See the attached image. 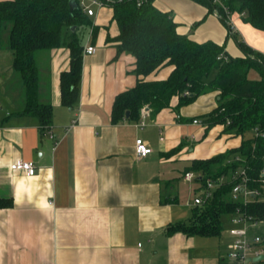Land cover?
I'll return each mask as SVG.
<instances>
[{"label":"crops","instance_id":"obj_1","mask_svg":"<svg viewBox=\"0 0 264 264\" xmlns=\"http://www.w3.org/2000/svg\"><path fill=\"white\" fill-rule=\"evenodd\" d=\"M154 3L171 11L177 31L195 41H214L234 57L244 55L240 42L264 54V30L248 22L244 13H232V30L200 1ZM92 7L89 24L77 29L82 74L73 107L62 103L61 93V74L71 62L67 45L42 58L40 96L52 104L51 126L42 130L37 118L17 115L25 104L21 83L0 96V200L12 203L0 207V264H219L227 251L202 253L195 250V235L168 227L188 221L176 208L187 167L194 159L238 147L242 137L226 133L223 124L208 127L204 122L203 115L219 105L217 90L179 110L174 98L159 111L143 108L137 119H114L116 96L139 79L136 58L118 53L116 42L108 40L119 34L113 8ZM86 44L96 52L86 54ZM1 51L3 87L18 74L11 50ZM170 72L168 66L146 78L164 79ZM249 77L261 75L252 69ZM138 138L152 148L149 155H137ZM18 159L34 162L36 173L11 169ZM188 204L193 209L194 199ZM228 222L230 234V216Z\"/></svg>","mask_w":264,"mask_h":264},{"label":"trees","instance_id":"obj_2","mask_svg":"<svg viewBox=\"0 0 264 264\" xmlns=\"http://www.w3.org/2000/svg\"><path fill=\"white\" fill-rule=\"evenodd\" d=\"M82 1L76 0L77 6L71 11L70 0H0V50L5 33L25 99L17 115L37 118L42 130L52 122V104L42 101L40 96L42 58L50 50L67 45L71 53L70 68L61 74L62 103L73 107L79 97L83 45L77 29L89 24ZM102 1L113 8V20L119 28V34L108 40L116 42L118 53L135 56V72L139 76L135 87L116 96L114 119L125 118L127 111L129 118L137 119L143 108L159 111L170 107L174 98L178 99L175 109L179 110L201 94L217 90L219 105L203 115L204 122L208 127L223 124L226 133L241 136L242 142L215 156L194 159L185 172H195V180L202 185L206 177L228 176L245 164L250 185L263 189L259 178L264 168V54L240 42L244 55L234 57L214 41H195L177 31L178 23L171 11L158 8L155 0ZM196 1L207 4L212 11L222 10L213 0ZM222 1L232 13H244L248 22L264 30V0ZM168 66L171 72L167 78H146ZM252 69L261 77L250 78ZM236 155L243 162L234 160ZM233 185L234 181L227 179L214 190L211 199L193 207L188 221L171 225L168 231L220 235L223 216H231L237 208L264 220V201L246 205L233 201ZM11 204L10 200H0V207ZM261 235L264 239V231Z\"/></svg>","mask_w":264,"mask_h":264},{"label":"built area","instance_id":"obj_3","mask_svg":"<svg viewBox=\"0 0 264 264\" xmlns=\"http://www.w3.org/2000/svg\"><path fill=\"white\" fill-rule=\"evenodd\" d=\"M213 1L219 3L222 7V10L219 8L214 9V15L226 20L231 26V29L235 30L236 26L230 9L222 0ZM92 5L101 7L106 4L102 0H91L90 4L82 1L83 9L88 15L94 14L95 9H93ZM96 50V47L91 44H86L84 47V52L86 54H93ZM193 122L201 124L198 119H194ZM144 124L145 122L141 120L140 125L143 126ZM136 152L139 157H145L152 152V148L149 147L142 138H138L136 140ZM234 160L243 162V158L240 155H236ZM228 162L230 163L231 160H228ZM10 168L13 170L24 171L29 176L36 173L34 162L23 159H18L11 163ZM247 169L248 167L245 164H240L228 176L221 175L218 178L206 177L204 184L199 187L200 193L194 198V204L201 205L211 199L214 190L220 187L227 179L234 181L230 193L233 201L243 203L244 205L253 201H264V168H262L259 178L263 189L250 185L251 179L248 175ZM196 175L197 174L193 171H187L184 174V180L192 181L196 178ZM230 222L232 223V226L230 227L229 232L234 239L229 245L225 257L219 264H258V262L253 261L252 258L264 253V239L259 232V229L264 227V220L248 215L245 211L237 208L236 212L231 214Z\"/></svg>","mask_w":264,"mask_h":264},{"label":"rangeland","instance_id":"obj_4","mask_svg":"<svg viewBox=\"0 0 264 264\" xmlns=\"http://www.w3.org/2000/svg\"><path fill=\"white\" fill-rule=\"evenodd\" d=\"M3 35H4L3 37L4 44L1 49L2 51H4L6 48L9 49L8 36L5 35V33ZM20 82L21 80H20L19 75H16L14 78H12L11 81H9V83H5L3 87L0 86V96H3L5 94V91L9 92L12 90V88L18 87ZM184 164L185 162L179 163L180 167L182 168ZM198 184L199 182H197L195 179L193 181H187V182L183 181V179L180 180V187L178 191L180 202L179 204L176 205V208L178 209L179 214L182 215V218L184 220H189L193 215L192 207L189 204L187 205V202L190 200H192L193 202L195 193H200L199 188L197 190L194 189L195 186L196 187L199 186ZM222 219L224 222V227L220 235H195L194 238H195L196 247H197L195 250L202 251V253L209 254V255L220 254V253H224L227 251L228 243H230L232 239L230 237V234L227 231L229 227V222H228L229 216L225 215L223 216ZM262 231H264V228L259 229L260 233Z\"/></svg>","mask_w":264,"mask_h":264},{"label":"water","instance_id":"obj_5","mask_svg":"<svg viewBox=\"0 0 264 264\" xmlns=\"http://www.w3.org/2000/svg\"><path fill=\"white\" fill-rule=\"evenodd\" d=\"M77 6V2L76 0H70V10L72 11L75 7ZM72 30H75V26H72ZM127 116L129 115V111H127ZM264 259V253L259 255V256H255L252 258L253 261L259 262L261 260Z\"/></svg>","mask_w":264,"mask_h":264}]
</instances>
